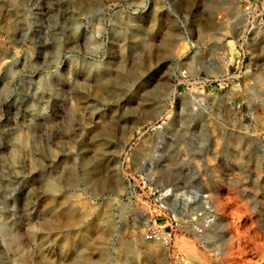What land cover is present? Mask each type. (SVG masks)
<instances>
[{"label":"rangeland","instance_id":"obj_1","mask_svg":"<svg viewBox=\"0 0 264 264\" xmlns=\"http://www.w3.org/2000/svg\"><path fill=\"white\" fill-rule=\"evenodd\" d=\"M88 229L92 264H264V0H0V264Z\"/></svg>","mask_w":264,"mask_h":264},{"label":"built area","instance_id":"obj_2","mask_svg":"<svg viewBox=\"0 0 264 264\" xmlns=\"http://www.w3.org/2000/svg\"><path fill=\"white\" fill-rule=\"evenodd\" d=\"M256 15H254V11L251 5H246V7L243 9L241 15H235L231 19V23L233 26L237 27L240 26V24H244L247 28L245 32L242 33L240 38L238 39L237 44V51H238V59L236 61V65L233 63H229L227 67L228 73L231 71L230 66H235L234 69H232L233 73L232 76L234 78L242 77L245 73L252 72L256 70V67L253 65V63H248V60L250 59V52L247 49L248 40L250 39V36L252 37L256 30L258 29V26H262V23H257L256 25ZM228 21L227 19L223 20ZM230 58V57H229ZM251 65L249 67L248 71V65ZM212 70L216 69V66L213 64H210V67ZM179 75L183 78L188 77V71L187 69H183L180 71ZM204 197H207V195H204ZM214 217L209 216V221H213ZM179 226V220L175 217L171 219V229H175ZM174 231H151V233L148 235V238L150 239H157L161 238L165 242H169L172 239V234ZM192 233L200 236L201 238H204L206 233L209 231H191Z\"/></svg>","mask_w":264,"mask_h":264},{"label":"bare ground","instance_id":"obj_3","mask_svg":"<svg viewBox=\"0 0 264 264\" xmlns=\"http://www.w3.org/2000/svg\"><path fill=\"white\" fill-rule=\"evenodd\" d=\"M256 31L259 32L260 31V27ZM249 65H248V68H247L248 71H249V67L251 66V65L250 66ZM217 68H218V65H217ZM104 185L105 184H103V183L100 184V186H104ZM64 212L68 213L69 215H72L70 217V222L71 223H76V224H80L81 223V219L82 218H80L78 216H73V213H71V211H69L67 209L64 210ZM211 215L214 216V217H216L215 214H213V213ZM217 218L219 219V217H217ZM89 230H91V229H88L86 231H83V234L81 235V242L84 244V248H85V250H84V256H83V264H92V259H91L90 255H89V252H88L89 247L92 245V241L89 238V236L87 235V233H88ZM104 239H105V233L101 234V236H99V238H98V242H96L94 244L95 246H97V248H99L101 250L102 256H104V252H103ZM121 248L124 251H127V252H131L132 251L131 250V247L128 244H125V243H122L121 244ZM147 257L149 258L148 260H152V262L159 259L160 253L158 252V249H157V247H155V245H152V244H149L148 245V247H147ZM72 264H77V262L74 261V262H72Z\"/></svg>","mask_w":264,"mask_h":264}]
</instances>
